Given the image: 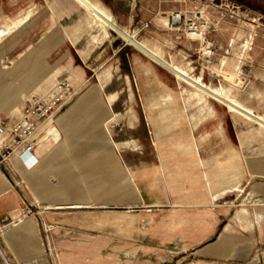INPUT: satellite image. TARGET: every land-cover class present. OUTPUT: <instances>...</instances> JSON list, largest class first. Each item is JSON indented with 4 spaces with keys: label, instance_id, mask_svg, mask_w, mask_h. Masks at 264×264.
Returning a JSON list of instances; mask_svg holds the SVG:
<instances>
[{
    "label": "rangeland",
    "instance_id": "rangeland-1",
    "mask_svg": "<svg viewBox=\"0 0 264 264\" xmlns=\"http://www.w3.org/2000/svg\"><path fill=\"white\" fill-rule=\"evenodd\" d=\"M89 1L97 16L82 0H0V117L68 88L46 163H0L43 241L23 264H264V0ZM139 169L155 207H139ZM203 170L226 175L208 188ZM232 178L241 190L220 194Z\"/></svg>",
    "mask_w": 264,
    "mask_h": 264
},
{
    "label": "crops",
    "instance_id": "crops-1",
    "mask_svg": "<svg viewBox=\"0 0 264 264\" xmlns=\"http://www.w3.org/2000/svg\"><path fill=\"white\" fill-rule=\"evenodd\" d=\"M83 6L84 8L87 7V5H90V8L88 9V13L90 15H98L99 12V8L96 4L90 2L89 0H82ZM102 9V8H100ZM28 13L24 14L22 17L18 18V19H28ZM116 22V21H115ZM118 25V24H117ZM120 28H122V31L120 32V37L123 38L124 41H126L127 43L129 42V40L127 39L126 36V30L125 28L121 27L120 25H118ZM10 28L6 29L9 30ZM113 30V29H111ZM1 31V30H0ZM66 40L68 41L70 47L72 48L73 52H78L76 50V48L74 47L71 39H69V37H67L65 35ZM43 129V134L41 133L42 130L40 131L41 133V138L39 139L40 142V147H47L48 142L50 141V139L53 140H58L59 139V133L57 131V129L55 127H47V128H42ZM39 145V144H38ZM41 149V148H40ZM39 154V147L36 148L35 151V156H37ZM37 158V157H36ZM11 161H15L18 162L20 165L22 163H20L17 159H11L9 161V163H12ZM123 161V159H122ZM37 164H45V160L43 158H41L40 160L37 159V161L35 162ZM124 163V161H123ZM197 164H199L201 167L204 166L203 161L201 160V158H198ZM238 163L235 162V164L233 165L234 171L237 172L239 175V165H237ZM24 165V164H22ZM36 165V164H35ZM26 166V165H24ZM232 167V168H233ZM230 168V167H228ZM27 169H30L27 166ZM195 169V168H194ZM226 170H224L225 173ZM145 170L143 169H139L136 174H137V179H138V191L139 194L142 197V205L139 207H155L156 205H158V201L155 200L154 202H147V200L145 199V195H146V191L145 189H143L140 179V175L142 173H144ZM223 172H219L216 174L218 178L215 179H211V175L206 171L203 170L202 171V175L205 178L206 181V185L210 186V184H212L214 182V180L216 182H219L220 178L222 176H225L226 174H222L220 176V174ZM241 176V175H240ZM242 179V177H241ZM240 179V181H241ZM18 183L15 182V180L5 176L4 174L0 173V257L3 260L2 256L5 258L6 262L9 264H23V261L26 260V262L28 261V259L30 260H41V249H42V240L40 237H38L37 232H36V226L34 223V220L30 219H25V217L19 218L20 217V213H19V202L17 199V194H16V189H17ZM225 188V189H224ZM223 191L220 193L222 195H225L226 193H230V192H238L236 189H226V187H224ZM237 189H240V183L238 184ZM226 190V191H225ZM219 194V195H220ZM216 195H212V199H217ZM162 201V200H161ZM159 201V202H161ZM73 203H70L68 206L70 205H75ZM178 201L173 202L172 205L174 206H181L178 205ZM62 207H58V209H60ZM68 208H74V207H68ZM239 210H236L234 213V217L242 223L243 227H247L249 224V220L246 218L247 215V211H242L241 213H238ZM43 225L44 226H51V227H65L67 225L66 220H65V216L60 213V212H46L45 215L43 216ZM21 240H25V243H21ZM18 251H22L21 257L19 256V252ZM15 253V254H14ZM2 255V256H1ZM4 261V260H3ZM4 264H6L4 262Z\"/></svg>",
    "mask_w": 264,
    "mask_h": 264
},
{
    "label": "built area",
    "instance_id": "built-area-1",
    "mask_svg": "<svg viewBox=\"0 0 264 264\" xmlns=\"http://www.w3.org/2000/svg\"><path fill=\"white\" fill-rule=\"evenodd\" d=\"M67 91L64 82L58 83L49 99L27 104L17 118L0 117V163L17 159L26 166L35 164L40 131L47 121H52Z\"/></svg>",
    "mask_w": 264,
    "mask_h": 264
},
{
    "label": "bare ground",
    "instance_id": "bare-ground-1",
    "mask_svg": "<svg viewBox=\"0 0 264 264\" xmlns=\"http://www.w3.org/2000/svg\"><path fill=\"white\" fill-rule=\"evenodd\" d=\"M49 6V5H48ZM98 7H100V6H98ZM99 11H100V8H99ZM178 18H179V15L178 14H176V15H174V17H173V19L175 20V21H177L178 20ZM6 31L7 30H1L0 31V37H2L5 33H6ZM191 37H194L196 34L195 33H190L189 34ZM198 35V34H197ZM175 77H177L178 79H181V77L183 76V69L181 68V67H177V69L175 70ZM225 72V71H224ZM228 72V71H227ZM97 77L99 78V75H97ZM223 77L224 78H226V79H228V80H231V74H223ZM181 80H183V79H181ZM190 82L198 91H201V88H202V83L199 81V78L198 77H196V78H193V77H191V76H188V77H186L185 78V80H184V82ZM99 82V81H98ZM100 84H101V87H103V84H102V82H100ZM188 84V83H187ZM189 85V84H188ZM215 89V88H214ZM109 104H111V103H109ZM114 145L116 146V147H121V145L119 144V143H114ZM236 162V161H235ZM231 181V180H230ZM229 181V182H230ZM234 178H232V182H231V184H229L228 185V187L226 188V189H228V188H230V189H234L235 187H237V184L235 185V183H237L238 182V179L237 180H235L234 182ZM225 189V188H224ZM224 189H222V191L224 190ZM241 190V189H240ZM226 191V190H225ZM217 196V195H216ZM242 211H245V209H241V210H239V212L238 213H241ZM1 253V252H0Z\"/></svg>",
    "mask_w": 264,
    "mask_h": 264
},
{
    "label": "water",
    "instance_id": "water-1",
    "mask_svg": "<svg viewBox=\"0 0 264 264\" xmlns=\"http://www.w3.org/2000/svg\"><path fill=\"white\" fill-rule=\"evenodd\" d=\"M1 256H2V255H1ZM2 258H3V260H4V262H5L6 264H9V263L6 262V260H5V258H4L3 256H2Z\"/></svg>",
    "mask_w": 264,
    "mask_h": 264
}]
</instances>
